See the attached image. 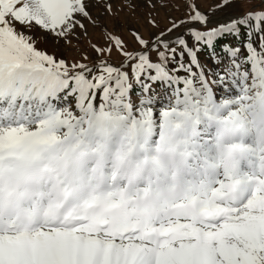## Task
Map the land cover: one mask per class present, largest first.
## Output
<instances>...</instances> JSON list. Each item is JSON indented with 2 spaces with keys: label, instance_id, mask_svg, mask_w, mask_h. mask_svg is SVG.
Returning <instances> with one entry per match:
<instances>
[{
  "label": "snow or ice",
  "instance_id": "obj_1",
  "mask_svg": "<svg viewBox=\"0 0 264 264\" xmlns=\"http://www.w3.org/2000/svg\"><path fill=\"white\" fill-rule=\"evenodd\" d=\"M186 5L113 66L62 58L86 0H0V264H264V0Z\"/></svg>",
  "mask_w": 264,
  "mask_h": 264
},
{
  "label": "rangeland",
  "instance_id": "obj_2",
  "mask_svg": "<svg viewBox=\"0 0 264 264\" xmlns=\"http://www.w3.org/2000/svg\"><path fill=\"white\" fill-rule=\"evenodd\" d=\"M86 2L89 3L88 10L97 23L94 25L85 19L83 22L86 25L87 35H84L82 30L77 29L76 31L80 35L79 40L71 37L69 44H64L63 40L60 41V44L63 45L60 49L62 58L68 63L92 64L102 59L113 66H119L124 57L115 48H113L111 55L104 53L102 56H98L92 48L93 44L101 48L109 46L110 41L105 29L108 33L121 37L127 45V50L133 51L139 49L140 45L136 42L132 30L139 32L143 38L150 39L154 34L171 27L170 21L172 19L176 21L186 19L189 12L186 0H86ZM149 2L155 6H148ZM188 2H194L201 12L208 13L213 18L224 15L222 11H214V6L221 3V0H188ZM109 4L112 6L111 13L107 11ZM161 5L166 6L162 7ZM173 5L177 7L174 8ZM248 7L245 4L239 11H246ZM150 21H155L158 27H154ZM183 27L182 25L180 31H183ZM217 51L219 52L218 49ZM85 55L88 57L87 60L83 59ZM198 55L206 74L209 69L217 67L208 56L207 50ZM241 55L247 56V53L242 51ZM193 71L196 69L193 68ZM208 79L211 82L215 77L209 75ZM213 87L215 88V85ZM70 101L72 110L76 111L75 102L72 99Z\"/></svg>",
  "mask_w": 264,
  "mask_h": 264
},
{
  "label": "trees",
  "instance_id": "obj_3",
  "mask_svg": "<svg viewBox=\"0 0 264 264\" xmlns=\"http://www.w3.org/2000/svg\"><path fill=\"white\" fill-rule=\"evenodd\" d=\"M218 50H219V48H218ZM70 99H72V98H70ZM73 101H74V99H72Z\"/></svg>",
  "mask_w": 264,
  "mask_h": 264
}]
</instances>
